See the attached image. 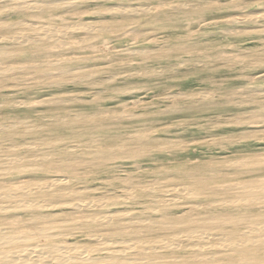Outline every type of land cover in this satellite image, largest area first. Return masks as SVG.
Returning a JSON list of instances; mask_svg holds the SVG:
<instances>
[{
    "label": "rangeland",
    "instance_id": "obj_1",
    "mask_svg": "<svg viewBox=\"0 0 264 264\" xmlns=\"http://www.w3.org/2000/svg\"><path fill=\"white\" fill-rule=\"evenodd\" d=\"M180 1H197L208 9L164 16L161 24L153 22L152 15L119 17L116 20L139 21L143 34H107L93 46L52 47L46 52L27 45L17 57L0 60V66L17 69L0 76V155L32 157L38 152L69 159L53 169L37 160L32 168L5 177L12 183L28 177H64L63 192L53 197L55 201L91 203L86 209L53 206L40 214L120 217L126 212L150 226L136 233L124 229V219L109 225H73L61 231L71 242L92 243L97 235L107 240L166 238L173 242L170 248L129 256L165 264L195 263L205 255L213 256L212 264L250 262L264 255V248L248 250L236 243L239 232L264 222V203L240 200L257 195L249 192V183H264V63L259 62L264 57V21L256 24L255 32L234 33L236 27L226 17L263 10L264 0H226V9L217 5L222 0L88 1L75 10L20 18L65 24L79 17L102 19L106 15L94 11L115 4H152L170 11L169 6ZM0 17L17 18L10 12ZM179 42L190 47L180 49ZM77 56L99 58L69 61ZM59 60L65 62L45 64ZM90 74L94 76L86 77ZM16 143L23 145L19 151L6 149ZM186 186L197 193H180ZM241 189L243 194H235ZM124 190L133 191L130 199H124ZM35 198L46 196L39 193ZM170 198L174 202L167 208L160 204ZM13 214V220L23 219V211ZM203 218L212 221L199 222ZM185 219L189 224L177 223ZM192 231L200 233L190 242L186 234ZM151 246L154 243L146 244Z\"/></svg>",
    "mask_w": 264,
    "mask_h": 264
},
{
    "label": "bare ground",
    "instance_id": "obj_2",
    "mask_svg": "<svg viewBox=\"0 0 264 264\" xmlns=\"http://www.w3.org/2000/svg\"><path fill=\"white\" fill-rule=\"evenodd\" d=\"M88 1L106 0H0V16L4 12H10L17 17L14 21H3V19L0 17V60H4L7 58L9 59V57H17L24 52V48L27 47V45L32 46V48L37 51L46 52L52 47H58L60 49L64 48L66 50L70 48H84L93 46L95 44L94 42H97L100 39L104 38L107 34L117 35L118 37L122 35L143 34L144 31L139 21L131 20L129 22H125L124 20H116L119 17H121L120 19H122L152 15L153 17H156L152 21L160 22L159 24H161L164 23L162 22L164 16H168L166 18H171L175 16V13L180 12L189 16L195 13H199L202 10L208 9V6H204L197 1H180L173 3L170 6L168 5L171 12L167 11V9L163 10L162 8H158V6H154L152 4L126 3L115 4L114 6H109L102 10L94 11V14L97 13L106 15L104 17H101L102 19L98 20L94 18L85 19L84 17H79L75 18L74 21H70L65 24H58L49 21H30L25 17L20 18L21 16H35L42 13L54 15L55 13L57 14L60 11L67 9L75 10V7L77 8V6H79L81 3ZM255 1L256 0H254L253 2ZM239 2L240 1H238L237 3ZM217 5L219 8L226 9L229 6V2L226 0H222ZM105 18L106 20H104ZM226 21L236 27L234 28V33L255 32V30H258L256 29V24L259 25L264 21V9H247L244 12H235L232 14H228L226 17ZM180 44L183 43H177V47L180 49H187L188 47H190L187 46V44ZM144 52L152 53L155 51L145 49ZM123 53L126 54V52L124 51ZM140 53L142 52L140 51ZM98 58L99 57L96 56H77L74 57V60L71 59L69 61H89L97 60ZM243 60H247V57H243ZM62 62H65V60L50 61L45 64L55 65ZM259 62L264 63V57L260 58ZM38 66H40V64L35 63L34 67ZM15 70L17 69L10 65L0 66V76H8L15 72ZM92 76L94 75L90 74L86 77ZM22 147V144L16 143L7 146L6 149L19 151V149ZM57 159L58 160L48 154H40L38 152L35 156L32 157H24L17 154H14V156L0 155V264H165L163 262H160L159 259L150 258L148 256L130 257L129 253L134 251H136L137 253H146L147 251L149 252L152 250L156 251L158 249L162 250L164 248H170L172 246L171 243L173 242L166 240V238L145 240L136 237L131 239L107 240L102 236L97 235L92 237V243L87 241L74 243L66 239L64 237V234L61 232L72 227L73 225H84L89 224L90 222H98L101 224L109 225L115 224L116 221L120 219H124L125 224H128L124 229H131L136 232L137 229L140 228H150L149 224L147 223L148 221L138 218L134 219V217L126 212H122L123 214L121 216L119 215L120 217L115 216V213H110L108 215L88 213L79 215L77 217L66 218H59L57 215L52 213L40 214L38 213V211H41L42 209H50L53 206L62 208L74 207L77 209H86V207L91 206V203H86L80 200L73 203L68 200L55 201L53 197L57 195V193L63 192V189L60 188V186L65 183L64 177L41 179L28 177L25 180H20L13 183L5 177L7 173L21 172L22 170L32 168L37 160L44 161L47 167L50 169L61 167L65 165L67 161H69L68 158L62 155H58ZM23 164H26V166H23ZM249 186L251 187L249 192L256 193L257 195H243V197L240 199L241 203H252L251 205L264 203V193L259 194L260 192H264V183L254 181L247 185V187ZM156 189L161 188H149V190ZM143 190L146 191L145 189ZM177 190L175 192H178L179 194V191ZM243 190L245 189L237 190L235 194H243ZM123 192L124 199H130L133 191L130 193L129 190H124ZM167 192H170V190ZM39 193H43L46 198H44L43 200L35 198V196ZM180 193L185 196H190L196 194L197 191L190 189V186H186L184 190L180 191ZM162 202L163 203L160 204L167 208V206H170V203L174 202V200L170 198L168 200H162ZM189 206L198 209L200 205L190 204ZM152 210L154 211L156 210V208ZM15 211H23V219L13 220V213ZM228 213V211H223L224 215ZM211 221L208 218H203L199 222L209 223ZM177 223L181 225L183 223L189 224V219L178 221ZM188 233L186 234V237L190 240L191 238L193 239L194 237H198L200 232L198 233L196 231H192ZM239 237H241V239L238 243H236L237 245H240L246 249L249 248L253 250L255 248L256 250L262 251V249L264 248V222L254 223V225L251 226L248 231L239 232ZM207 238L209 237H206V239ZM180 239V241L183 240L182 238ZM38 240H41L43 243L35 242ZM191 240L190 242H192ZM150 243H154V246L146 247V244ZM158 244L159 246H156ZM224 244H222V246ZM177 245H179V243ZM229 245L234 246L233 243H230ZM205 247L202 248L204 249ZM205 256L204 259H201V261L199 259L198 262L195 263H187V261L186 263L179 264H212L209 260L212 259L213 256H211V258ZM263 256V254H260L256 257H253L250 262H243L241 264H264V261H262L264 260Z\"/></svg>",
    "mask_w": 264,
    "mask_h": 264
}]
</instances>
